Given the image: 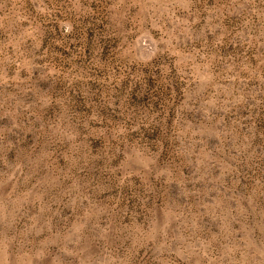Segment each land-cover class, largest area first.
I'll list each match as a JSON object with an SVG mask.
<instances>
[{"label": "rangeland", "instance_id": "1", "mask_svg": "<svg viewBox=\"0 0 264 264\" xmlns=\"http://www.w3.org/2000/svg\"><path fill=\"white\" fill-rule=\"evenodd\" d=\"M0 264H264V0H0Z\"/></svg>", "mask_w": 264, "mask_h": 264}]
</instances>
